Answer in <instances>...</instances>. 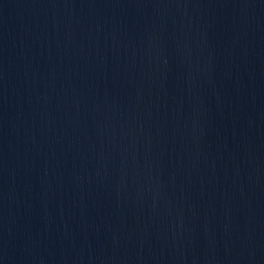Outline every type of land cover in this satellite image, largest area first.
Listing matches in <instances>:
<instances>
[{
	"label": "water",
	"instance_id": "95a60500",
	"mask_svg": "<svg viewBox=\"0 0 264 264\" xmlns=\"http://www.w3.org/2000/svg\"><path fill=\"white\" fill-rule=\"evenodd\" d=\"M0 264H264V0H0Z\"/></svg>",
	"mask_w": 264,
	"mask_h": 264
}]
</instances>
